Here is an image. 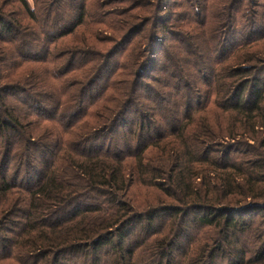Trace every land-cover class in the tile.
Returning <instances> with one entry per match:
<instances>
[{"label":"trees","instance_id":"16d2710c","mask_svg":"<svg viewBox=\"0 0 264 264\" xmlns=\"http://www.w3.org/2000/svg\"><path fill=\"white\" fill-rule=\"evenodd\" d=\"M90 1L0 0V264H264V0Z\"/></svg>","mask_w":264,"mask_h":264},{"label":"rangeland","instance_id":"374dc122","mask_svg":"<svg viewBox=\"0 0 264 264\" xmlns=\"http://www.w3.org/2000/svg\"><path fill=\"white\" fill-rule=\"evenodd\" d=\"M93 1H95V0H92V1H90V2H93ZM174 1H178V0H171V2H174ZM251 3H254L253 0H252ZM70 38H71V37H67V38H65L64 40L67 41V40H69ZM138 38H139V36L137 37V39H138ZM156 56H157V55H156ZM156 58H157V57H156ZM151 76L153 77V76H155V74H152V73H151ZM147 81H148V80H147Z\"/></svg>","mask_w":264,"mask_h":264}]
</instances>
